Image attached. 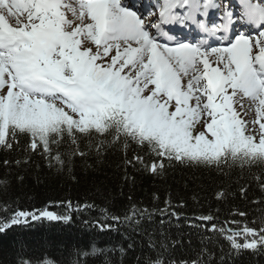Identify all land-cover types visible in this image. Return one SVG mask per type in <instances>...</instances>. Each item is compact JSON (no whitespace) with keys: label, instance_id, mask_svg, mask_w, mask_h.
I'll return each mask as SVG.
<instances>
[{"label":"snow or ice","instance_id":"1","mask_svg":"<svg viewBox=\"0 0 264 264\" xmlns=\"http://www.w3.org/2000/svg\"><path fill=\"white\" fill-rule=\"evenodd\" d=\"M158 3V16L146 23L155 5L144 0H0V145L10 149L24 136L31 150L50 153V142L95 133L149 146L160 161L153 172L165 158L264 164V0H241L238 20L225 9L211 24L217 0ZM237 23L260 31H234ZM167 25H195L219 46L191 42ZM252 110L255 119H246ZM41 218L71 219L12 211L0 216V234ZM233 224L212 229L237 254L264 248V221ZM89 247L85 255H95Z\"/></svg>","mask_w":264,"mask_h":264},{"label":"trees","instance_id":"2","mask_svg":"<svg viewBox=\"0 0 264 264\" xmlns=\"http://www.w3.org/2000/svg\"><path fill=\"white\" fill-rule=\"evenodd\" d=\"M111 141L106 134H76L75 143L65 136L50 142V153L31 150L24 136L10 149L0 145V216L71 218L12 226L0 234V264H264V248L237 254L226 234L211 230L264 221V164L165 158L153 172L160 161L149 146ZM90 245L95 255H85Z\"/></svg>","mask_w":264,"mask_h":264},{"label":"rangeland","instance_id":"3","mask_svg":"<svg viewBox=\"0 0 264 264\" xmlns=\"http://www.w3.org/2000/svg\"><path fill=\"white\" fill-rule=\"evenodd\" d=\"M249 112H252V113H248V116L245 117V118H246V119H247V118L255 119V113H254V110L249 111ZM257 130H258V126H257ZM246 134H247V133H246Z\"/></svg>","mask_w":264,"mask_h":264},{"label":"bare ground","instance_id":"4","mask_svg":"<svg viewBox=\"0 0 264 264\" xmlns=\"http://www.w3.org/2000/svg\"><path fill=\"white\" fill-rule=\"evenodd\" d=\"M248 113H252V112H248Z\"/></svg>","mask_w":264,"mask_h":264}]
</instances>
